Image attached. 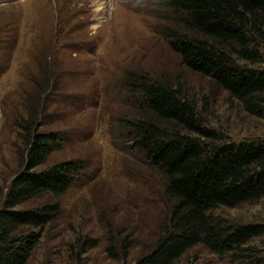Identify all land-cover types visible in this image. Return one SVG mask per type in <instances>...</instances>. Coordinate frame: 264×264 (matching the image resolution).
<instances>
[{
	"label": "rangeland",
	"instance_id": "374dc122",
	"mask_svg": "<svg viewBox=\"0 0 264 264\" xmlns=\"http://www.w3.org/2000/svg\"><path fill=\"white\" fill-rule=\"evenodd\" d=\"M159 1L0 0V205L21 167L18 124L37 95L43 107L38 131L60 133L62 143L36 169L81 161L65 192L57 195L60 215L46 226L26 264H133L155 241L161 228L159 175L137 150L123 148L131 144L122 141L126 122L141 116L138 107L126 103L122 85L130 75L181 88L207 124L233 140L264 137V117L248 114L208 77L183 65L158 30L167 23L160 17L168 14ZM262 54L264 60V49ZM212 214L236 223H264V197L218 206ZM108 235L114 247L129 238L125 259L108 255ZM84 238L97 243L85 248ZM254 244L264 264V236ZM175 264L249 263L195 245Z\"/></svg>",
	"mask_w": 264,
	"mask_h": 264
},
{
	"label": "trees",
	"instance_id": "16d2710c",
	"mask_svg": "<svg viewBox=\"0 0 264 264\" xmlns=\"http://www.w3.org/2000/svg\"><path fill=\"white\" fill-rule=\"evenodd\" d=\"M158 4L168 13L160 17L167 23L158 30L183 65L208 77L248 114L264 117V0ZM122 88L126 103L138 107L141 115L126 122L122 141L131 144L123 148L141 154L144 163L157 171L161 187L160 231L133 264H175L195 245L259 264L262 259L254 241L264 236V223H236L212 210L264 197V137L231 139L209 126L196 103L166 80L130 75ZM42 108L37 95L34 108L18 124L24 153L0 205V264L27 263L46 226L60 215L57 195L65 192L81 166V161L67 160L36 169L62 143L60 133L38 131ZM33 199L43 201L18 208ZM84 239L85 248L97 243ZM112 239L108 235V255L125 259L132 245L129 238L117 241L118 247Z\"/></svg>",
	"mask_w": 264,
	"mask_h": 264
},
{
	"label": "bare ground",
	"instance_id": "6f19581e",
	"mask_svg": "<svg viewBox=\"0 0 264 264\" xmlns=\"http://www.w3.org/2000/svg\"><path fill=\"white\" fill-rule=\"evenodd\" d=\"M133 27V26H132ZM129 28H131V26L129 27ZM134 28H135V26H134ZM137 34V33H136Z\"/></svg>",
	"mask_w": 264,
	"mask_h": 264
}]
</instances>
